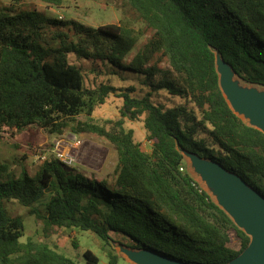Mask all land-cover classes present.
Returning a JSON list of instances; mask_svg holds the SVG:
<instances>
[{
    "label": "trees",
    "instance_id": "trees-1",
    "mask_svg": "<svg viewBox=\"0 0 264 264\" xmlns=\"http://www.w3.org/2000/svg\"><path fill=\"white\" fill-rule=\"evenodd\" d=\"M125 1L153 31L131 59L143 33L128 24L94 29L37 9L0 12V130L36 126L63 135L85 113L89 121L78 122L76 134L100 136L118 154L113 183L87 180L57 159L35 176L0 164V264H79L46 243L21 242L24 219L9 214L12 201L42 221L47 236L80 230L109 246L120 234L127 248L180 264H231L252 243L184 164L185 154L218 164L264 198V131L233 111L217 69L219 57L245 83L264 87V0ZM71 55L139 73L152 92L180 102L160 105L152 92L137 98L130 87L119 95L122 119L107 129L92 117L118 89L87 88ZM141 118L150 154L124 127L125 119ZM48 190L55 194L43 215L39 203ZM107 255L117 264L116 255ZM83 257L100 262L89 250Z\"/></svg>",
    "mask_w": 264,
    "mask_h": 264
},
{
    "label": "rangeland",
    "instance_id": "rangeland-1",
    "mask_svg": "<svg viewBox=\"0 0 264 264\" xmlns=\"http://www.w3.org/2000/svg\"><path fill=\"white\" fill-rule=\"evenodd\" d=\"M8 8L17 12L37 9L39 13L45 14L49 18L59 19L62 17V21H74L94 29L107 24H128L143 33V37L132 52L130 59L153 35V31L138 19L136 12L125 0H0V12ZM69 61L83 71L87 88H97L105 84L118 89L116 94H110L104 105L96 107L92 117L95 123L103 125L107 129L115 128V123L122 119L120 109L123 100L119 97L121 92L132 87L135 89L133 95L137 98H143L152 92L151 88L145 84V77L139 73L101 61L77 60L74 55L69 57ZM217 69L222 90L233 111L246 124L264 131V126L253 115L237 108L227 89L230 82L245 95L257 93L264 97V87L245 83L219 57L217 58ZM152 94L153 101L160 105L172 106L180 102L164 91L152 92ZM86 121H89V117L85 113L81 114L75 122L70 123V127L63 135H51L46 130L36 126L22 132L4 128L0 130V164L8 163L17 176L24 168L31 176H35L42 164L46 162L40 158L42 155L46 156L48 161L54 159L61 161L65 156H72L75 159V164L66 167L75 169L73 171L75 174H80L87 180L95 179L96 181L113 183L118 164L117 151L106 139L100 136L76 134L77 123ZM124 127L126 130L134 131L135 140L141 145L145 153L150 154L152 152L153 142L147 138L144 118L135 122L125 119ZM185 156L188 159L190 157L191 160L188 165L184 164V171L191 174L200 188L209 194L211 199L231 217L239 228L250 236L252 243H254L257 239L254 230L245 222L240 211L228 202L217 182L205 170L206 166L212 163L192 155L185 154ZM54 194L55 191L48 190L39 203L43 215L45 203ZM7 209L10 215L21 216L24 219L25 231L24 237L21 239L23 243L29 240L46 243L79 264H87L83 257L87 250L93 252L100 259L99 264H110L108 251L117 256V264H152L141 260L146 252L127 248L129 243L123 235H113L116 243L111 242L109 246L105 245L97 235L80 230L60 229L47 236L43 231V222H39L34 216H31L28 208L23 207L17 201H12L7 203ZM74 243L77 246H74ZM232 246L239 247L235 240Z\"/></svg>",
    "mask_w": 264,
    "mask_h": 264
},
{
    "label": "water",
    "instance_id": "water-1",
    "mask_svg": "<svg viewBox=\"0 0 264 264\" xmlns=\"http://www.w3.org/2000/svg\"><path fill=\"white\" fill-rule=\"evenodd\" d=\"M227 89L237 108L250 113L264 126V97L257 93L245 95L230 82ZM205 170L217 182L228 202L240 211L257 237L256 241L231 264H264V198L218 164L212 163L206 166ZM141 260L152 264H180L150 252L144 254Z\"/></svg>",
    "mask_w": 264,
    "mask_h": 264
},
{
    "label": "built area",
    "instance_id": "built-area-1",
    "mask_svg": "<svg viewBox=\"0 0 264 264\" xmlns=\"http://www.w3.org/2000/svg\"><path fill=\"white\" fill-rule=\"evenodd\" d=\"M59 20H62V17H60ZM40 158L43 161H47L46 156L44 155H42ZM61 163H63L66 166H73L75 164V159L72 156H65L63 159H61Z\"/></svg>",
    "mask_w": 264,
    "mask_h": 264
},
{
    "label": "crops",
    "instance_id": "crops-1",
    "mask_svg": "<svg viewBox=\"0 0 264 264\" xmlns=\"http://www.w3.org/2000/svg\"><path fill=\"white\" fill-rule=\"evenodd\" d=\"M254 127H255V126H254ZM190 160H191V158H190V157H189V159H188V158H186V156H185V161L187 162V163L185 162V164H186V165H188V164H189Z\"/></svg>",
    "mask_w": 264,
    "mask_h": 264
},
{
    "label": "bare ground",
    "instance_id": "bare-ground-1",
    "mask_svg": "<svg viewBox=\"0 0 264 264\" xmlns=\"http://www.w3.org/2000/svg\"><path fill=\"white\" fill-rule=\"evenodd\" d=\"M206 184V183H205ZM209 184V183H208ZM211 188V187H210ZM209 189V188H208ZM212 191H214V190H212ZM219 197V196H218ZM217 199V198H216Z\"/></svg>",
    "mask_w": 264,
    "mask_h": 264
}]
</instances>
